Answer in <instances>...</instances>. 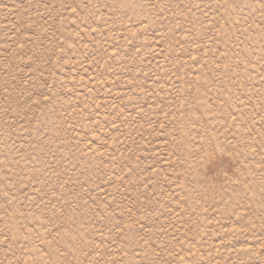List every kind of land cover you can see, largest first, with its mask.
Wrapping results in <instances>:
<instances>
[{
  "label": "rangeland",
  "instance_id": "obj_1",
  "mask_svg": "<svg viewBox=\"0 0 264 264\" xmlns=\"http://www.w3.org/2000/svg\"><path fill=\"white\" fill-rule=\"evenodd\" d=\"M0 264H264V0H0Z\"/></svg>",
  "mask_w": 264,
  "mask_h": 264
}]
</instances>
